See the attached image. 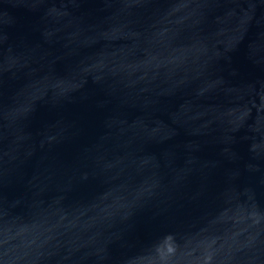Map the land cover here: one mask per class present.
I'll list each match as a JSON object with an SVG mask.
<instances>
[{
    "label": "water",
    "instance_id": "1",
    "mask_svg": "<svg viewBox=\"0 0 264 264\" xmlns=\"http://www.w3.org/2000/svg\"><path fill=\"white\" fill-rule=\"evenodd\" d=\"M0 264H264V0H0Z\"/></svg>",
    "mask_w": 264,
    "mask_h": 264
}]
</instances>
